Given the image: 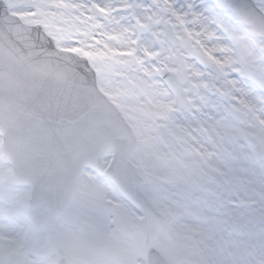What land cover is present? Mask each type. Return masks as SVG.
Masks as SVG:
<instances>
[{
	"label": "snow or ice",
	"instance_id": "1",
	"mask_svg": "<svg viewBox=\"0 0 264 264\" xmlns=\"http://www.w3.org/2000/svg\"><path fill=\"white\" fill-rule=\"evenodd\" d=\"M0 264H264V0H0Z\"/></svg>",
	"mask_w": 264,
	"mask_h": 264
}]
</instances>
